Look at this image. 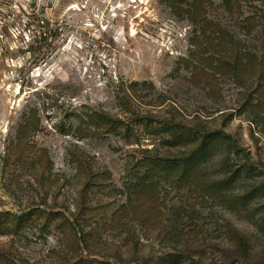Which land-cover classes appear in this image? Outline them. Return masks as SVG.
Masks as SVG:
<instances>
[{
  "label": "rangeland",
  "instance_id": "374dc122",
  "mask_svg": "<svg viewBox=\"0 0 264 264\" xmlns=\"http://www.w3.org/2000/svg\"><path fill=\"white\" fill-rule=\"evenodd\" d=\"M262 182L264 0H0V264H264Z\"/></svg>",
  "mask_w": 264,
  "mask_h": 264
},
{
  "label": "trees",
  "instance_id": "16d2710c",
  "mask_svg": "<svg viewBox=\"0 0 264 264\" xmlns=\"http://www.w3.org/2000/svg\"><path fill=\"white\" fill-rule=\"evenodd\" d=\"M46 36V34L44 33ZM98 117H97V116ZM99 118V121H98ZM98 121L99 123L95 125L94 132H100L101 129L105 131L110 130L113 127L114 120L108 116L107 114H92L89 115V121L93 122ZM173 126V125H172ZM168 130L172 132V142L173 144L179 142L180 137H178L176 134V127H170L166 125ZM189 137L192 136L197 138V140L200 142L199 145H197L194 149L187 152L186 154H181L179 157H173V158H159L154 157L152 161L149 163L151 164V167L148 168L144 174V178H142V183L152 179V178H172L178 183L186 182L187 178H189V175L193 172V174L197 173L201 158L203 156H206L208 150L212 145H215L218 141L226 142L227 144L231 145L236 149L237 151H241L243 156H246V152L243 149H240L238 144L235 143L231 137L225 135V134H216L215 132L209 131L205 128H198L194 129L193 131H188ZM148 153V151H147ZM147 159V157H145ZM150 158H148L149 160ZM247 162L245 165L248 166L246 170L248 171L249 168L251 169L253 164ZM228 172V180H231L232 178H235L239 174V170H234L233 168L224 166ZM152 181V180H151ZM262 186H264V182H262ZM264 188V187H263ZM249 196H244V198H248ZM245 200V199H242ZM19 220H17V223ZM17 226V225H16ZM46 228V227H45ZM4 229H1L3 231ZM239 246H240V253L244 255V257H247L249 254L247 241L243 237L239 240ZM176 257L175 255L173 256ZM222 264V263H221ZM250 264V263H247Z\"/></svg>",
  "mask_w": 264,
  "mask_h": 264
}]
</instances>
